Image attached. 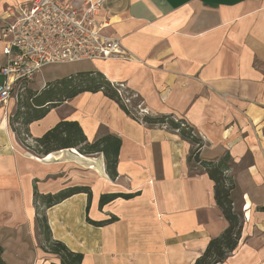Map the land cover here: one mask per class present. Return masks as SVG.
<instances>
[{
  "label": "crops",
  "instance_id": "crops-1",
  "mask_svg": "<svg viewBox=\"0 0 264 264\" xmlns=\"http://www.w3.org/2000/svg\"><path fill=\"white\" fill-rule=\"evenodd\" d=\"M27 1L0 0V17ZM99 1L92 23H105L103 33L129 58L42 69L31 90L99 73L123 85L150 117L184 121L202 140V162L229 156L227 176L242 227L235 250L220 264H264V0H64L79 17L87 3ZM3 48L0 39V68L6 65ZM15 103L0 105L5 264H59L52 242L81 254L80 264H193L227 227L213 181L200 164L190 167L192 145L170 126L136 121L101 91L66 99L26 126L31 140L60 121L76 122L88 143L112 136L119 141L112 178L101 152L38 155L24 147L9 124ZM73 188L83 190L50 205L34 199V193ZM111 193L135 195L100 206V196ZM37 218L46 220L47 232Z\"/></svg>",
  "mask_w": 264,
  "mask_h": 264
},
{
  "label": "trees",
  "instance_id": "trees-1",
  "mask_svg": "<svg viewBox=\"0 0 264 264\" xmlns=\"http://www.w3.org/2000/svg\"><path fill=\"white\" fill-rule=\"evenodd\" d=\"M98 91H101L105 96L116 101L128 115L140 122L139 118L125 105L113 83L107 81L99 73L86 72L60 79L41 92L27 89L26 98L22 105H19V100L23 101V98L19 100L17 98L18 108L10 116V127L16 133L20 143L38 155H47L56 150L72 148L76 149L83 156L101 152L105 158L106 172L110 177L114 178L116 176L115 165L119 141L112 136H103L93 143H88L79 125L76 122L68 121H60L40 138L34 140L29 139L26 131L28 124L43 118L50 109L56 107L64 100L73 98L82 92ZM142 121L150 126L166 124L178 132L183 140L192 145L188 156L190 167H192V164H200L203 166L208 177L213 181L216 205L221 210L222 216L228 225L219 236L212 238L208 242L204 251L193 264L222 263L235 250L242 227V212L231 197L234 185L230 177L227 176L230 167L229 156H223L216 163L212 161L202 162L198 156V150L202 145V140L184 121L173 116L152 118L149 115H144ZM108 150H111V152H108ZM78 190L83 189L73 188L67 191H61L55 195L46 196H40L34 193V199L42 200L47 205H50L59 202L70 194L78 192ZM134 195L123 193L103 194L100 196L99 205L102 206L116 198L129 199ZM38 218L37 223L39 227H42L43 231L47 232L46 220L44 218ZM92 223L102 225L106 222ZM50 250L59 256V264H80L82 261L81 254L70 252L62 243L52 242ZM1 254L2 247L0 246V264H5L1 259Z\"/></svg>",
  "mask_w": 264,
  "mask_h": 264
},
{
  "label": "built area",
  "instance_id": "built-area-1",
  "mask_svg": "<svg viewBox=\"0 0 264 264\" xmlns=\"http://www.w3.org/2000/svg\"><path fill=\"white\" fill-rule=\"evenodd\" d=\"M100 5L101 1L87 3L82 17L74 4L64 0H29L7 10L0 17V39L6 56V65L0 68V105L10 99L17 101L14 89L32 80L45 67L128 59L120 42L103 33L105 23H92L91 17ZM113 85L132 111V95L126 97L123 85ZM140 106H134L136 113L132 112L143 123L142 117L149 114Z\"/></svg>",
  "mask_w": 264,
  "mask_h": 264
},
{
  "label": "rangeland",
  "instance_id": "rangeland-1",
  "mask_svg": "<svg viewBox=\"0 0 264 264\" xmlns=\"http://www.w3.org/2000/svg\"><path fill=\"white\" fill-rule=\"evenodd\" d=\"M89 62H81V63H76V64H69V65H53V66H48V67H45V68H43L44 69V72H47V71H51V70H57V71H60V70H65V69H68V70H72L73 68H76V67H81V66H83V65H87ZM43 74V70L40 72V73H38L37 75L38 76H40V75H42ZM37 75H35V77L37 76ZM35 77L32 79V80H30V81H28L27 83H24V84H22L21 86H17L15 89H14V92H13V96L15 97H17L18 98V100L20 99V98H23V101H20L19 100V105H22L23 104V102L25 101V98H26V93H27V89H32V85H31V83H33L34 82V80H35ZM130 95V94H129ZM126 97H128V95H126ZM132 98H134L133 96H132ZM134 102V101H133ZM134 106H136L135 104H131V109H132V111L134 112V113H136V110H135V108H134ZM18 108V102H16L15 103V106L13 107V109H12V115L16 112V109ZM10 119V118H9Z\"/></svg>",
  "mask_w": 264,
  "mask_h": 264
}]
</instances>
